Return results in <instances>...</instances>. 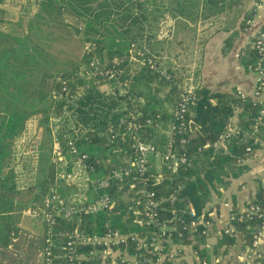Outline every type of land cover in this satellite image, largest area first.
<instances>
[{
	"label": "trees",
	"instance_id": "trees-1",
	"mask_svg": "<svg viewBox=\"0 0 264 264\" xmlns=\"http://www.w3.org/2000/svg\"><path fill=\"white\" fill-rule=\"evenodd\" d=\"M240 1L227 5V0H172L166 10L193 20L225 13L227 16L233 13L237 18L239 15L234 12L238 10ZM95 2L0 0L1 24L10 25L12 19L7 16H17L18 13L25 18L30 32H42L37 28L39 25L31 24V21L35 23L32 17L37 23L48 18L49 22L67 28L69 39L77 35L82 42L90 44L89 50L83 51L77 61H63L48 53L30 35L18 38L0 28V246L9 237L8 213L14 207L26 210L32 201L39 199H42L41 205L53 187L63 197L74 189L73 184L66 185L65 179L55 182L50 178H40L45 172L46 149L49 141L53 142L55 126L58 127L56 136L65 157L60 161L62 168L60 166L58 172L63 175L64 171L72 169L75 157L68 146V141H72L80 153L88 154L86 171L90 178L97 179L129 165L136 158L132 148L136 132L128 131L121 119L129 120L135 116L141 126L137 133L145 142L156 145L164 142L163 132H168L175 122L174 112L181 99L182 78L169 71L162 76L149 68L147 59L152 54L143 46L145 24L140 16H133L135 8L126 7L120 20L111 22L109 18L113 12L109 2L94 7ZM254 8L244 14L239 29L234 30L227 42V48L233 46L240 32L248 29L247 20L253 19ZM37 36L41 41L42 37ZM142 52L144 56H141ZM240 61L246 70L254 66L256 51L247 47ZM155 62L158 63L156 59ZM62 65L58 72L51 71ZM113 67L121 69L122 73L109 79L104 72ZM194 94L196 100L185 116L187 131L183 137L186 143H181L180 136L176 135L172 146L175 152H185L189 163L173 171L165 170L158 185L151 182L148 186L162 200L158 223L141 224L145 197L135 195L136 190L126 181L115 182L96 195H110L116 201V207L94 217L60 220L52 229L56 245L64 243L67 236L77 231L102 235L109 225L124 234L136 233L146 239L145 245L150 246L152 236L149 233L158 231L164 224L178 223L191 211L209 217L204 210L212 196L220 194V186L228 184L230 175L239 176L244 170L239 162L245 157L247 146L256 147L249 134L255 127L261 107L252 100H242L237 93H213L207 88L197 87ZM237 110H240L237 133L217 147L216 143ZM164 146L166 151L169 148L167 135ZM51 152L53 155L52 144ZM65 162L71 165L64 170ZM151 172L155 173V169L151 168ZM38 189L43 197L36 196L32 200ZM175 192L176 201L171 204L170 195ZM256 202L264 203V189ZM257 226L258 220L235 223L238 237L224 236L220 245L229 248L239 242L244 246L250 244ZM202 229L200 226L197 233H184L182 238L174 234L165 244V251L172 247L171 244H183L193 246L200 259L209 258L207 249L202 247L206 242L205 236L201 235ZM92 249L85 246L81 251L89 253ZM53 250L55 254L60 253L55 248ZM130 252L138 251L132 246ZM54 264L65 262L57 259ZM260 264H264V259Z\"/></svg>",
	"mask_w": 264,
	"mask_h": 264
},
{
	"label": "crops",
	"instance_id": "crops-1",
	"mask_svg": "<svg viewBox=\"0 0 264 264\" xmlns=\"http://www.w3.org/2000/svg\"><path fill=\"white\" fill-rule=\"evenodd\" d=\"M106 1L109 2L113 12L109 18L111 22L119 21L122 17V10L126 7L135 8L132 11L133 16H140L145 24L143 25V46L154 55L161 70L165 73L168 71L175 73L182 78V91L185 88L195 90L197 87H204L213 93L220 94L237 93L238 95L239 92H243L249 100L253 99V94L257 89V77L250 68L245 69L240 59L247 47H251L255 32L264 24V0L240 1L239 11L243 9L237 13L238 15L243 13V16L251 8L256 9L259 4L262 8L254 15L252 25L246 31L239 33L230 48H227L226 44L234 30L239 29L240 16L232 17L235 18L236 24L234 20H229L228 13L210 18L186 19L166 10V6L172 0H96L93 6L97 7L98 4ZM235 1L227 0V5ZM121 6L122 8L119 9ZM147 7H156L157 10L152 13ZM154 24L156 28L153 29ZM262 98L264 99V92ZM239 112L240 110H237L230 120L233 127H238ZM169 132L170 129L168 132H163L165 140ZM165 140L157 144L163 151ZM261 140L260 145H256L252 153H245V157L240 160L239 165L244 169L241 174L239 176L230 175L227 178L228 184L220 186V194L213 195L211 202L204 210L212 220L210 235L208 238L205 237L206 242L202 245L210 254L209 258L200 259L193 246L185 245L183 252L185 264H202L203 261L207 264L243 263L249 244L244 246L242 242H239L229 248L220 245L222 238L227 236L222 234V229L227 224L231 212L245 211L251 203L256 202L258 194L264 189V137ZM51 144L50 140L46 149L48 159L45 172L40 178H50L58 182L64 179L65 173H75L78 175L77 179L65 182L67 186L73 184L74 189L69 190L64 198L76 197L79 200L86 199L88 202H93L97 195L86 183L85 174H78L81 168L75 160L70 172L64 171L63 175L60 171L58 172L61 163L57 157L52 155ZM64 158L63 155V160ZM70 165L65 162L64 170ZM155 170L158 172L156 164ZM86 174L88 175L87 171ZM40 191L38 189L35 192L36 195L32 196V200L36 196L43 197ZM41 200L32 201L26 210H17V207H14L13 211L8 213L10 234L0 246V264H45V248L52 243L54 248L59 250L62 244L56 245L54 237L49 236L43 221L29 213V210L38 206ZM26 215L43 224L42 232L32 230L36 222L32 225L27 223ZM237 233L232 235L238 237L239 233ZM261 250L264 256V240ZM81 253L84 259L83 264H118L115 259L103 257L94 249L89 253L82 251Z\"/></svg>",
	"mask_w": 264,
	"mask_h": 264
},
{
	"label": "built area",
	"instance_id": "built-area-1",
	"mask_svg": "<svg viewBox=\"0 0 264 264\" xmlns=\"http://www.w3.org/2000/svg\"><path fill=\"white\" fill-rule=\"evenodd\" d=\"M262 5L259 4L254 9L255 15ZM253 19L247 20L248 26H251ZM134 47V45H132ZM252 49L257 53V61L254 66L249 67L257 77V89L254 92L252 101L261 107L260 114L256 119L255 127L252 133L249 134L253 140V145H260L261 138L264 136V24L259 28L252 39ZM144 52L141 56H144ZM147 64L149 68L162 76L166 73L161 70L155 62V57H148ZM94 63H92V66ZM122 73V70L113 67L104 72V75L109 78H116ZM66 90V88H64ZM238 96L242 100L249 98L243 92H239ZM196 100L194 90L185 88L181 93V99L174 112L175 122L171 126L169 132V148L162 151L156 144L145 142L137 133L141 128L133 116L129 120L121 119V123L126 126L128 131L136 132L133 136L132 148L136 155L129 165L112 170L103 178L92 179L86 174L85 161L88 159V154H82L75 147L72 141H68L70 153L75 157L77 165L80 166L81 173L86 176V183L95 192L98 193L103 189H107L110 184L115 182L126 181L132 189L136 190L135 195L144 196L145 203L143 207V217L140 223L149 222L156 225L160 220L162 210V200L157 197L156 192L149 190V185L152 182L154 186L158 185L163 177L165 170L173 171L187 163H189L188 155L178 153L172 150L176 135H179L180 142L186 143L183 134L187 131L185 116L188 113L190 105ZM58 127L53 129V155L60 161L63 160V152L56 136ZM238 127H233L229 123L224 134L216 146H220L227 137L237 133ZM254 151L252 145L247 146L246 153L250 154ZM162 162L161 172H151V168L155 169L154 160ZM78 166V167H79ZM78 178L77 174L65 173L64 179L66 183ZM80 178V176H79ZM138 186H140L138 188ZM171 204L176 201V192L170 195ZM116 207V201L108 194L99 195L93 202H88L86 199L79 200L76 197L66 200L61 196L58 190L53 187L50 193L44 198L41 205L34 206L29 210V213L38 217L46 225L49 236L52 237V229L60 222V220H81L84 217L97 216L100 212H111ZM132 208V207H131ZM258 220V226L254 231L251 243L247 246L244 260L242 264H260L264 259L261 245L264 240V203L253 202L243 212H231L227 224L222 229L223 235H232L236 232L235 223L237 222H252ZM212 225L211 218H205L198 215L195 211L188 213V217L179 219L178 223L171 225H162L158 231L149 233L151 244L145 245L146 239L139 237L136 233H121L117 229L106 225V231L102 235H89L84 232H75L67 236L64 243L60 246L59 254H55L53 244L50 243L44 251L45 264H54L57 259H63L65 264H83L84 259L81 250L85 246H91L96 252L106 258H113L118 264H185V256L183 255V244H171L172 248L165 251V244L178 234L183 237L184 233H197L199 227L202 226L201 235L208 238ZM148 234V235H149ZM149 239V237H148ZM134 247L138 252H130L131 247ZM210 247L209 245H206ZM147 253V254H146ZM196 253V252H195ZM198 254V253H196ZM202 264H207L203 261Z\"/></svg>",
	"mask_w": 264,
	"mask_h": 264
},
{
	"label": "rangeland",
	"instance_id": "rangeland-1",
	"mask_svg": "<svg viewBox=\"0 0 264 264\" xmlns=\"http://www.w3.org/2000/svg\"><path fill=\"white\" fill-rule=\"evenodd\" d=\"M20 8L19 6H17V9ZM149 8V10L153 13V11L155 12L157 10L156 7H147ZM243 9V8H242ZM241 9V10H242ZM240 10V11H241ZM239 8L236 12H240ZM233 14V13H232ZM229 15L228 18L229 20H234L235 18H232L233 15ZM243 14V13H242ZM239 15V23L242 21L243 16ZM1 17V16H0ZM18 17L22 18L21 20H18ZM46 17V16H45ZM8 19H12L11 24L10 25H4L0 23V28H3L5 30V32L9 33V35L12 36H17L18 38L21 37H25L27 35H30L32 40L40 42L41 46L46 50H48L47 52L50 53L51 55H53L54 57L60 58L63 61H67V60H74L77 61L78 57L81 55V53L83 51L89 50V46L90 44L88 43H84L80 40V37L75 35L73 37H71L69 39V30L63 26H60V24H55L53 22H49L48 18H45V20H40L39 23H37L36 19L33 18V21L35 20V23L31 21V24L37 26L39 25V27L37 28H41L42 32H38L37 30H35V32H30L28 30V26L25 25V18H23L22 16H20L17 13V16L14 15H9L7 16ZM235 21V20H234ZM75 25V23H74ZM122 25H125V23H122ZM153 29L156 28L155 24L152 27ZM68 30V32H67ZM42 37V40L40 41L38 36ZM52 39V40H51ZM152 57H154V55L152 54ZM70 58V59H69ZM50 65H52V63L50 62ZM66 67V65H64ZM63 68V65L61 67H58L57 69H50L52 72L56 73L58 72V70H61ZM66 68H69V66H67ZM49 71V69H47ZM154 163L156 164V167L158 169V172H161L162 170V162L158 159L154 160ZM66 200H69V198H65ZM21 217H23V215H21ZM26 222L29 223L30 225H32L33 223H35V225L37 226H33L32 230L36 231V232H42L43 229V224L40 223L38 220H35L33 217L30 218L28 215H26ZM37 219V218H36Z\"/></svg>",
	"mask_w": 264,
	"mask_h": 264
}]
</instances>
